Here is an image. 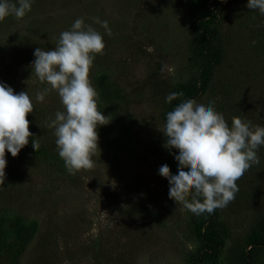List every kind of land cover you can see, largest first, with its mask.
Listing matches in <instances>:
<instances>
[{"label":"rangeland","instance_id":"rangeland-1","mask_svg":"<svg viewBox=\"0 0 264 264\" xmlns=\"http://www.w3.org/2000/svg\"><path fill=\"white\" fill-rule=\"evenodd\" d=\"M229 1L230 22H235L234 15L236 19L243 17L246 0ZM189 10L190 0H33L30 11L22 18L2 19L11 27L0 33V47L17 45L24 36L28 41L19 49L17 59L8 50L0 49V82L15 93H28L43 121L44 133L51 137L55 135L50 122L57 111H64V106L57 92L32 71L33 45L37 42L42 50H50L41 43H57L60 33L69 30L77 18L94 27L100 24L97 21H107L111 35L101 27L109 37L111 66L98 67L94 73L89 70L88 78L94 88L98 74H111L127 99L130 116L126 117L131 122L123 126L129 130L121 146L105 138L117 139L121 134L120 125L105 115L106 124L97 129L98 147L91 157L94 166L76 170L72 178L22 149L15 157L5 150L0 215H19L27 223L35 221L38 227L21 264H34L42 238L47 241L43 245L46 252L54 253V264H189L190 254L198 256L201 240L190 227L195 214L182 203L170 201V207L160 208L157 217L135 220L136 216L125 213L141 205L160 204L156 201L158 193L168 184L158 174L168 155L162 132L165 85L190 77ZM230 22L224 25L228 27ZM138 45L148 51L145 58ZM235 45L250 46L243 42ZM234 57L239 64L245 53L238 50ZM156 61L161 68L151 73ZM258 80L253 77L249 84L246 82L251 87L246 89L250 90V108L242 119L264 126V101L257 102L258 98L264 99V78L261 86ZM37 93L43 94V101H35ZM207 98L205 94L196 101L206 103ZM251 177L246 170L236 181L234 199L220 207L221 219H227L234 235L243 232L255 210L253 205L261 203L252 201L248 194L254 189L264 194V177L258 181H251ZM186 198L190 200L191 196ZM230 243H225L221 264H226Z\"/></svg>","mask_w":264,"mask_h":264},{"label":"clouds","instance_id":"clouds-1","mask_svg":"<svg viewBox=\"0 0 264 264\" xmlns=\"http://www.w3.org/2000/svg\"><path fill=\"white\" fill-rule=\"evenodd\" d=\"M32 2L0 0V20L9 15L22 18ZM246 7L264 15V0H247ZM97 22L111 35L107 21ZM104 47L101 33L77 18L69 30L60 33L54 49L37 47L33 52L32 71L57 92L64 106L49 126L54 127L58 155L70 174L94 166L91 157L98 147L97 129L106 124L105 115L97 110L98 94L88 78L95 54H102ZM178 95L182 93H169L165 102ZM43 99V94H36L35 101ZM33 110V100L27 92L15 93L0 82V185L5 184V150L15 157L29 143V137H33L32 148H38L26 119ZM162 132L164 147L178 150V154L170 152L178 162V171L171 174L169 166L163 164L158 174L168 180V197L196 215L212 213L234 199L236 181L259 163L257 151L264 146V126L252 125L240 117H233L229 126L210 100L182 101L166 113ZM190 190L189 200L186 197Z\"/></svg>","mask_w":264,"mask_h":264},{"label":"trees","instance_id":"trees-1","mask_svg":"<svg viewBox=\"0 0 264 264\" xmlns=\"http://www.w3.org/2000/svg\"><path fill=\"white\" fill-rule=\"evenodd\" d=\"M229 2V0H190L189 28L192 40L187 63L190 77L176 84L165 85L167 95L171 92L182 93V95H178L171 102L165 104L162 112L165 123L166 113L179 103L187 99L198 100L205 94L208 95L207 102L212 101L214 108L223 114L224 119L230 118L229 121L225 120L229 126L233 117L242 116L240 118H245L243 115L250 108V98L247 95L250 90L246 92V89L251 88L246 85V82L249 84V78L255 77L259 79V86H261L260 80L264 78V15L260 14L258 10L248 9L246 0L242 11L243 17L238 16L236 19L234 15L236 21L230 22ZM9 16L15 18L14 15ZM237 20H239L238 23ZM227 21L230 22L228 27L224 25ZM8 25L0 20L2 27L0 33L11 27V24ZM91 27L101 33L105 44V50L103 49L102 54H95L89 69L94 73L98 67H110L111 65L108 63L111 56L107 47L109 37L103 33L101 25L96 27L91 25ZM26 41L28 38L24 36L17 45L10 47L8 45V47H0V49L8 50L10 56L17 59L19 49L23 45L25 47L24 42ZM240 42L250 46L238 48L235 44ZM56 44V42H49L44 45L41 43L42 47L46 46L50 49H54ZM33 46V49L40 48L37 42ZM138 48L145 58L148 51L145 48H140V45ZM238 50L245 53L244 59L239 64L236 63L234 57ZM156 64L157 66L152 69L151 73L157 72L161 68L158 65L159 61H156ZM246 73H248L247 81L244 82ZM93 84L98 93V111L103 115L110 116L121 127V134L117 139L110 136L105 138L111 143L114 141L113 143L124 146L127 141L126 131L129 129L123 126H129L131 123L126 117L130 116L129 109L126 110L127 99L108 71L98 74ZM256 96L258 95L256 94ZM259 99L260 102L264 101V99L258 98L257 102ZM26 119L29 121V131L34 134L38 148L37 150L32 148L33 137H29V143L22 150L26 154L47 162L57 172L72 178L75 171L70 174L66 170L63 159L58 155L55 144L56 137L44 133L43 121L35 107L32 113L26 114ZM167 150L168 155H166L165 164L169 166L171 174H176L178 162L175 161L174 155L170 152L178 154V150ZM257 155L259 163L253 164L247 169L252 175L251 181H258L264 177V146L259 147ZM168 190L169 183L159 191L156 201H159L160 204L141 205L139 209L134 211L125 210V213L136 216L135 220L143 216H160V208L167 210L171 205L170 201H173L168 197ZM262 191L254 189L248 194L252 201L260 200L261 203L253 205L255 210L242 233L233 234L227 219H221L220 208L214 209L212 213L195 214L190 222V227L200 238L202 247L198 256L189 255V264H221L220 258L225 243L228 241L231 243L226 249V264H260L264 259V194L261 193ZM189 196H191V190ZM37 230L35 221L27 223L19 215L14 217L0 215V264H21ZM38 244V251L36 250L35 257H33L34 264H54V260L52 261L54 253L46 252L47 250L43 247L47 244L46 239L42 238Z\"/></svg>","mask_w":264,"mask_h":264}]
</instances>
